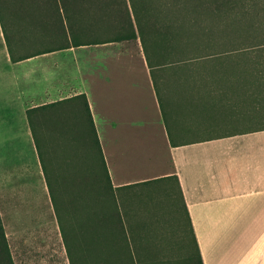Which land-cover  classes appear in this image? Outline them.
Segmentation results:
<instances>
[{
	"label": "crops",
	"instance_id": "obj_1",
	"mask_svg": "<svg viewBox=\"0 0 264 264\" xmlns=\"http://www.w3.org/2000/svg\"><path fill=\"white\" fill-rule=\"evenodd\" d=\"M43 13L34 26L25 19L22 32L10 30L8 42L0 23V182L22 185L26 176L39 182L42 165L27 110L56 103L33 114L43 125L52 110L62 116L66 103L59 102L73 99L82 104L77 106L81 125L85 97L105 178L88 174L81 187L92 195L99 187L114 194L119 232L127 233L122 207L130 191L155 180L171 181L203 264H264V128L179 138L165 123L164 110L176 129L192 123L207 127L209 118L204 121L200 111V118L185 119L172 110L170 64L165 70L150 64L141 39L117 37L120 24L99 8H81L66 17L61 10L63 24L55 29ZM188 113L186 108L177 112ZM22 143L27 145L23 152ZM79 189L71 188V208ZM96 196L105 203L104 194ZM87 222L90 258L96 235Z\"/></svg>",
	"mask_w": 264,
	"mask_h": 264
},
{
	"label": "rangeland",
	"instance_id": "obj_2",
	"mask_svg": "<svg viewBox=\"0 0 264 264\" xmlns=\"http://www.w3.org/2000/svg\"><path fill=\"white\" fill-rule=\"evenodd\" d=\"M179 1L184 3L183 7L176 8V2L172 0H149L153 7L148 10L143 7L139 18L151 21L155 27L152 31L146 28L143 38L145 42L154 38L159 45L160 62H171L174 78L169 103L176 115L194 119L200 118V111H203L204 121L206 116L209 119L207 127L192 123L176 129L164 110L165 123L170 125L173 134L183 139L243 132L264 126L263 5L260 3L255 7L251 0H234L228 19L232 36L237 41L256 44L259 52L250 64L231 66L225 63V57H204L207 44L218 43L223 37V17L206 11L197 12L192 1ZM117 9L115 7L116 11H113V18L118 20ZM147 31L152 34L147 35ZM190 55L197 56L194 64L175 62ZM237 61L242 58L238 57ZM245 68L248 69V80L246 88L242 89L237 78L243 75ZM257 70L263 72V77H258ZM169 103L163 100L165 108ZM78 104L82 105L71 101L61 106L63 110L59 113L62 116L55 110L48 112L50 119L41 125L38 133L45 142L44 150L40 149L50 179L51 195L54 198L56 194L61 203L51 199L42 171L39 182L33 176H26L22 185L0 182V218L13 264H72L59 226V220H64L67 215L65 200L70 197L74 183L87 175V162L94 168L98 179L105 178L100 151L90 130V119L83 108L80 111L82 126L79 125ZM203 105L207 108L202 109ZM183 108L190 113L177 114ZM25 146V143L21 144L22 152ZM26 154L24 156L28 158ZM13 160L17 162L19 157ZM128 194L125 207H122L127 228L123 237L129 235L137 262L140 255L153 263L200 264L175 184L161 181ZM131 230L137 233H131ZM85 257L88 259L89 255ZM74 264L80 263L74 260Z\"/></svg>",
	"mask_w": 264,
	"mask_h": 264
},
{
	"label": "trees",
	"instance_id": "obj_3",
	"mask_svg": "<svg viewBox=\"0 0 264 264\" xmlns=\"http://www.w3.org/2000/svg\"><path fill=\"white\" fill-rule=\"evenodd\" d=\"M192 1L194 6H192L197 12L198 11H206L210 14H218L223 17V21H221V25L223 26V37L218 43H208L204 48L205 53L204 57H212V56H220L225 57V63L234 65H242L244 63L250 64L251 60H253L254 55L259 52L256 49V44L251 45V43L246 44L242 41H237L233 38L231 30L229 29L228 22L229 15L232 13L234 0H187L186 2ZM151 2V1H150ZM153 2V1H152ZM151 2V3H152ZM172 2H176L174 5L176 8L183 7L179 0H172ZM149 3V0H0V23L5 33V38L8 42V32L11 30L14 33L22 32L24 27L25 19H30L31 24L34 26L39 22L40 12L44 11L42 14L44 19L51 20V27L55 29L56 25L63 24V19L61 18V10L66 17L68 13L73 11L80 12L81 8L87 9L90 8H99L103 12L113 14L115 7H118V20L115 19L120 27L117 32V37L119 38H139L143 42L145 53L147 56V60L150 64L159 67V70H163L165 65L170 64L171 62H160L161 56L159 54V45L154 38L151 41H144L145 29L148 28L152 31V28L155 27L151 23V21H143L139 18V12L143 7L146 9H150L153 5ZM253 6L257 7L258 4H262L264 8V0H251ZM173 4V3H172ZM174 6V7H175ZM114 7V9H113ZM116 11V10H115ZM116 12V13H117ZM264 12V9H263ZM35 20H38L35 23ZM228 27V28H226ZM226 28V29H225ZM152 34L147 31V35ZM242 58V61H237V58ZM197 56L190 55L187 59L178 58L175 60L176 63H181V61L192 63L196 62ZM235 59V62L233 60ZM245 73V74H244ZM243 75H238L237 81L239 82V88H246V81L248 80V69L245 68ZM256 74L258 77H263V72L257 70ZM237 76V77H238ZM156 83V82H155ZM73 101V99H66L59 103H69ZM58 103V104H59ZM85 108L90 117L89 107L84 97ZM56 105V103H55ZM54 104H48L39 108H33L27 110V117L29 126L31 129V133L34 139L35 147L37 150L38 157L40 159V163L42 165V171L45 176L46 184L49 187V176L46 172V166L44 164V156L41 153V149L44 150L43 138L41 135H38L41 127V120H34L32 118L33 114L38 112V110H46L48 107H54ZM47 119L43 120L45 123ZM91 132L95 139V143L99 149L98 138L95 135L91 120H90ZM264 126L255 127L250 129H262ZM41 148V149H40ZM86 174L88 176H97L94 168L88 162V168L86 169ZM87 175L81 176L77 182L74 183L76 188H81L77 190L76 198L78 203L73 201L74 204L71 208V199L67 203L70 205L64 204L66 207L65 211L67 215L64 220H59V226L61 229V233L64 239L65 246L67 248L68 254L70 256V260L72 264H74V260H77L80 264H88V261L91 259V264H160L153 263V260H144L138 255V262L136 257V252L133 249L132 242L130 238H124L123 232L118 231L119 224V211L116 205V199L114 194L109 193L107 188H98L101 190L93 191V195L88 190H83L81 186L85 184ZM91 180V178H90ZM176 181L177 178H176ZM91 182V181H90ZM151 183H158V180L151 181ZM71 192H69L70 194ZM68 194V195H69ZM105 195L104 204L99 201L96 195ZM51 195V190H50ZM88 198V199H87ZM51 199L56 202H60V199L56 194L51 195ZM91 201V204H89ZM61 203V202H60ZM95 203V204H94ZM89 204V206H88ZM94 204V206H93ZM56 209L57 206L55 205ZM76 216V217H74ZM91 220L92 225L95 230L96 237L91 240V242L95 243V253L93 257L87 259L85 257L87 254L89 255L88 249V239H87V221ZM78 225V226H77ZM80 228V238L76 233V227ZM104 232V236L99 234V232ZM120 233V234H119ZM196 244V242H195ZM104 246V247H103ZM132 246V247H131ZM197 247V246H196ZM198 253V261L200 264H203L199 251ZM0 264H13L12 257L9 251V247L6 240V235L4 232L3 225L1 223L0 218ZM165 264V262H163ZM167 264V263H166Z\"/></svg>",
	"mask_w": 264,
	"mask_h": 264
}]
</instances>
